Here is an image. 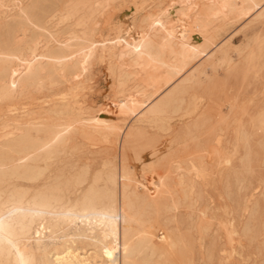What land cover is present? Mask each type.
I'll list each match as a JSON object with an SVG mask.
<instances>
[{
	"label": "bare ground",
	"instance_id": "obj_1",
	"mask_svg": "<svg viewBox=\"0 0 264 264\" xmlns=\"http://www.w3.org/2000/svg\"><path fill=\"white\" fill-rule=\"evenodd\" d=\"M113 1L0 0V105L11 112L17 98L43 91L52 100L44 115L0 122V264H160L154 241L136 229L142 172L158 192L174 178L194 207L208 176L221 181L231 171L241 188L235 165L249 171L255 147L264 150V0H174L149 13L134 38L102 40L100 15ZM249 17L240 43L221 40L228 24ZM202 58L210 72L191 69ZM91 60L116 83L115 114L70 100ZM211 74L239 85L225 115L206 100ZM86 135L114 137L118 164L105 160L89 177L88 164L71 161Z\"/></svg>",
	"mask_w": 264,
	"mask_h": 264
},
{
	"label": "rangeland",
	"instance_id": "obj_2",
	"mask_svg": "<svg viewBox=\"0 0 264 264\" xmlns=\"http://www.w3.org/2000/svg\"><path fill=\"white\" fill-rule=\"evenodd\" d=\"M172 1L174 0H145V2L144 0H114L110 2L105 12L100 15L99 39H104L106 36L109 38L121 36V39L134 38L141 31V26L145 24L149 13L160 14ZM134 5L138 9H135ZM250 20L249 17L228 24L223 29L221 40L232 37L235 44L240 43L243 35L250 29L248 27ZM179 28L181 29V26ZM106 33L110 35H106ZM121 39L117 43L118 50H120ZM203 67L210 72L209 62H205V58L193 63L191 69ZM77 80L78 85L83 89L73 90L71 93L76 96L71 94V101H77L91 114L104 109L110 110L111 114L116 113L113 106L116 101V83L109 74L105 63L91 60L84 75ZM222 83V78L220 80V77L211 74L206 100L217 106L221 114L225 115L228 112L227 102L235 98L234 89L239 85H236L235 79L232 78L224 84ZM220 85L222 88L219 87ZM65 87L61 88L62 92L69 90ZM50 96V91H43L17 98L14 102L15 107H13L15 111L11 112L5 110L7 108L5 104L0 105V122L1 119L10 117L13 120L22 121L36 117L39 113L44 115L45 108L52 103V100L48 99ZM238 96L241 98L245 94L240 90ZM37 99L44 101V104H41L42 101L39 100L35 102ZM45 99L50 101L47 102ZM90 105L91 107L87 110ZM119 124L122 123L119 122ZM99 139L93 135L79 137V141L76 143L77 150L71 157V161H76L79 166L83 164L90 166L89 177L103 169L102 165L105 160L116 165L119 162L118 141L114 137L107 143ZM132 148L138 153L143 151L141 146L136 144H133ZM179 160L176 162L181 163ZM177 163L171 162L168 166L170 169L172 168V175H174ZM250 165L249 171H243L240 165H235V169L238 171L237 176L242 180L241 188L235 183V174L231 171L226 172L224 180L221 181H218L215 175L208 176L204 194L196 198L197 202L194 207L190 206L191 202L188 200L178 197L179 191L176 189L174 178L169 182V185H172L170 191L158 192L150 188L154 181L152 173L147 169L144 170L145 172L143 171L144 173L142 172L141 176L145 185L136 190L135 201L143 215L141 216L142 221L140 225L136 226V229L144 230L154 241L160 264H264V188L261 184L264 179L263 149L255 147V154ZM135 183L133 182V185ZM252 200L259 205L255 215H250ZM245 201L248 205L246 211L243 210ZM167 204L168 208L165 207ZM202 209L206 210L203 217L199 214V210ZM226 220H229L228 223ZM199 222L208 227L206 232L195 227ZM82 227L92 230L98 227V223L88 227L85 224ZM100 230L104 232V228ZM228 231H233V233L230 234ZM106 232L108 233V231ZM226 232L231 236L230 238L229 235L226 236ZM42 234L47 235L48 233L45 231ZM227 237L230 239L229 243L233 244L228 246L229 239H226ZM230 248L234 250L232 251Z\"/></svg>",
	"mask_w": 264,
	"mask_h": 264
}]
</instances>
